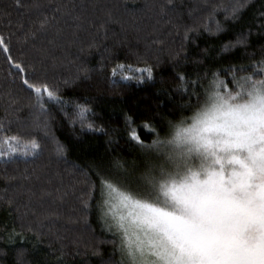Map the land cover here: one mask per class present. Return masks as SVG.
I'll return each instance as SVG.
<instances>
[{
	"label": "trees",
	"instance_id": "1",
	"mask_svg": "<svg viewBox=\"0 0 264 264\" xmlns=\"http://www.w3.org/2000/svg\"><path fill=\"white\" fill-rule=\"evenodd\" d=\"M238 2L246 6L233 18ZM22 5L0 0V36L28 79L49 85L61 103L47 102L45 95L43 114L23 75L0 50V139L19 136L20 149L32 152L0 159V264H120L119 239L102 223V176L142 189L138 178L154 152L129 140L125 115L151 144L156 133L146 132L144 121L161 140L169 139L172 126L188 122L203 105L212 73L238 90L226 70L235 69L239 80L264 60V0H22ZM45 16L49 26L41 32ZM242 36L246 43L233 47ZM129 67H150L154 79L126 81L122 75L131 74ZM181 74L187 77L183 86ZM77 105L90 109L83 124ZM88 123L104 131H92ZM116 159L124 169L111 166Z\"/></svg>",
	"mask_w": 264,
	"mask_h": 264
},
{
	"label": "snow or ice",
	"instance_id": "2",
	"mask_svg": "<svg viewBox=\"0 0 264 264\" xmlns=\"http://www.w3.org/2000/svg\"><path fill=\"white\" fill-rule=\"evenodd\" d=\"M16 6H23L22 0H16ZM245 6L235 4L232 17ZM48 26L45 16L39 30L43 32ZM30 35L35 38L34 32ZM245 43L242 36L232 46ZM0 50L23 75L43 114H47L45 95L47 102L61 103L49 85L28 79L26 67L12 57L2 36ZM224 51H229L228 45ZM128 71L131 74L122 75L126 81L143 84L154 79L150 67H129ZM226 71L233 73L238 90L228 89L220 74L212 73V86L206 90L203 105L193 113L190 123L182 120L173 125L167 140H161L152 123L145 120L143 129L156 133L152 143L146 144L133 118L125 115L129 140L141 151L162 155L164 162L158 174L149 166L139 176L142 189L132 190L126 180L102 176V188L108 190L105 204L118 200L111 203L102 223L120 234V264H264V60L257 62L252 74L239 80L235 69ZM178 79L182 86L187 82L184 74ZM76 107L83 124L90 109ZM87 127L104 131L92 123ZM20 140L15 135L0 139V159L31 155L28 146L20 149ZM37 147L34 140L30 142L31 150ZM57 151L63 153L64 149L58 146ZM111 166L116 170L125 167L119 159Z\"/></svg>",
	"mask_w": 264,
	"mask_h": 264
},
{
	"label": "rangeland",
	"instance_id": "3",
	"mask_svg": "<svg viewBox=\"0 0 264 264\" xmlns=\"http://www.w3.org/2000/svg\"><path fill=\"white\" fill-rule=\"evenodd\" d=\"M188 122L190 123L191 120H189ZM146 160L148 161V162H146L147 164H149L148 166L154 167L157 174H158L159 173V165L164 162V157L162 155H158L157 153L153 152L152 156L148 155ZM114 195L115 194H113V196ZM107 198H108V190L106 188H102V192H101L102 217L104 216L105 213L109 212V207H110L111 203L118 202V200L117 201L110 200L108 204H105V199H107ZM107 219L109 220V222H112L110 216H108ZM105 228H107L106 225H105ZM113 230H114V233L116 234V236L118 237L119 244H120V234L115 229H113Z\"/></svg>",
	"mask_w": 264,
	"mask_h": 264
}]
</instances>
